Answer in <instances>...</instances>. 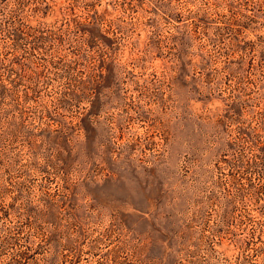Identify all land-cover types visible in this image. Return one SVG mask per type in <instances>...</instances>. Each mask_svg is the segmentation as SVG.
<instances>
[{"label":"rangeland","instance_id":"rangeland-1","mask_svg":"<svg viewBox=\"0 0 264 264\" xmlns=\"http://www.w3.org/2000/svg\"><path fill=\"white\" fill-rule=\"evenodd\" d=\"M0 264H264V0H0Z\"/></svg>","mask_w":264,"mask_h":264}]
</instances>
